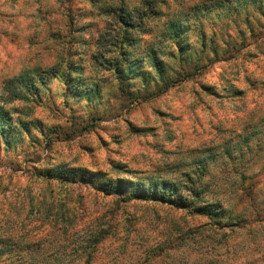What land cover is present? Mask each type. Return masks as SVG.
Masks as SVG:
<instances>
[{
  "label": "rangeland",
  "instance_id": "obj_1",
  "mask_svg": "<svg viewBox=\"0 0 264 264\" xmlns=\"http://www.w3.org/2000/svg\"><path fill=\"white\" fill-rule=\"evenodd\" d=\"M203 1L163 0L161 14L136 34V57L146 45L161 51L166 75L175 81L167 89L149 63L156 82L119 80L93 64L100 35L116 27L101 8L134 13L143 0H0V105L11 121L0 136V247L6 240L21 249L9 262L0 257V264H59L57 254L66 257L61 264H264V15L246 4L248 15L230 16L235 21L202 16L207 48L214 39L222 51L172 56L160 32L171 16H193L191 8ZM202 23L193 19L192 25ZM188 39L201 49L197 33ZM72 61L97 94L85 89L67 97L61 72L38 82L43 70ZM22 75L38 88L28 91ZM116 163L141 179L194 185L204 199L259 221L235 232L228 249L213 250L205 240L162 252V242L207 219L46 175L87 168L125 177L114 171ZM99 233L106 237L86 262L74 250Z\"/></svg>",
  "mask_w": 264,
  "mask_h": 264
},
{
  "label": "trees",
  "instance_id": "obj_2",
  "mask_svg": "<svg viewBox=\"0 0 264 264\" xmlns=\"http://www.w3.org/2000/svg\"><path fill=\"white\" fill-rule=\"evenodd\" d=\"M159 3H163V0H143L142 9H137L134 13L128 11L124 6L117 7L112 4L104 5L101 8L102 12L113 16L116 27L106 32L104 35H100L97 42L100 49L97 53L92 55L93 64L112 70L117 74L119 80L141 77L145 82H150L152 80L156 82L157 79H160L166 83L165 85L168 89L175 81H173V77L168 78L166 75L165 65L159 54L161 51L157 50L155 47L146 45L147 48L142 58L136 57L133 53V50L140 44L136 34L146 30V20L161 14V10L158 9ZM246 4H252L264 15V0H206L191 8L195 11L193 16L189 15L192 17L186 15L185 18H183V16H171L167 21L168 26L159 34V36L162 37L160 43L166 46L168 52L174 57L187 59V57L192 54L194 57L195 55L204 56V51L207 49L208 53H206L205 56L211 54V57H217L222 50L213 43L214 39H212L211 42L212 46L207 48L209 44L207 40L208 34L206 30L202 28V16H207L208 18L216 17L217 19L227 18L229 21H235V19H232L230 16L241 15L243 13H245V16L248 15V11L244 12L247 8ZM66 10V14L70 15V7L67 6ZM193 19L202 24L192 25ZM248 29L252 33L255 27L251 25ZM191 33L198 34L199 44L201 45L200 50L191 43H188L190 42L188 37ZM241 36H244L243 33H241ZM228 46L230 45H226V50ZM110 53L113 54V57H108ZM65 63V65L58 64L48 70H43L38 78V82L43 85L48 77L56 76L61 72L63 74L62 81L64 85L67 86V91L65 92L67 97L71 95H75L76 97L82 96L85 89L89 96L97 94V86L89 85L82 75H77L81 73L77 63L73 61ZM146 63H149L150 66L156 70L157 79L156 77L155 79H152V76L149 77L150 69L146 68ZM64 68L66 69L63 73L62 71ZM28 81V76L22 75L20 77L21 85H25L28 91H31L37 84L35 83L34 86L33 81ZM30 86H32V88ZM10 126V115L8 111L0 105V136L3 135L5 129ZM8 143H10V141H7L6 144ZM124 167V165L117 163L113 165V169L117 173L126 172L127 175L125 177H110L107 172L90 171L87 168L68 170L67 172L59 171L56 175L52 173L46 175L50 177L56 176L55 178L58 177L65 183L81 182L83 184H91L94 188L106 194L122 195L129 199L161 201L177 208L188 209L192 215L205 217L207 219L206 222L201 223L186 233H180L162 242V244L158 246L159 251L162 252L169 253V250L179 249L188 245L189 242L198 243L205 240L208 242L207 244L211 243L210 247L213 250L228 249L235 238V232L238 233L247 228L251 230L254 226V221H259L258 217L252 218L244 213V211H235L232 206L228 205V207L224 202H212L204 199L201 189L194 185H185L184 189V187H180L176 182H171L167 179L158 180L152 177L141 179L135 175L136 173H132V171H128V169ZM78 176H80L79 180L77 179ZM186 190L190 191L193 196L192 199L185 194ZM251 198H253V196H251ZM105 237V234H96L94 237L90 238L83 247L74 251L79 253L80 256L85 255L86 262H88L89 259L92 260L98 245ZM5 241L6 240H3L4 245L0 247V257L6 255L5 260L9 262L15 254V251H20L21 249L17 246L18 249L15 250L16 246L10 243L6 244ZM223 254L222 257H224ZM155 255L156 251L151 252L147 258ZM16 257L22 258L21 254H18ZM65 258V255H56V260L58 263L60 262L59 264H61V261L63 262ZM224 258L229 257L226 255ZM30 264L40 263L33 260ZM66 264H68V262Z\"/></svg>",
  "mask_w": 264,
  "mask_h": 264
}]
</instances>
